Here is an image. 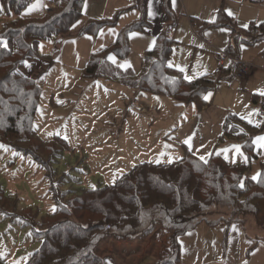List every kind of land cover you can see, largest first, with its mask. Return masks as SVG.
I'll return each mask as SVG.
<instances>
[{"label":"rangeland","instance_id":"rangeland-1","mask_svg":"<svg viewBox=\"0 0 264 264\" xmlns=\"http://www.w3.org/2000/svg\"><path fill=\"white\" fill-rule=\"evenodd\" d=\"M49 1L53 2L42 0L43 6L31 12L28 8L36 0H29L21 10L13 6L8 11L6 6L7 14L0 9V39L8 45L11 38L18 46L13 53L0 47V145L8 149L0 148V257L4 263L25 264L40 250L44 232L65 218L76 192L112 184L140 162H174L189 150L184 143L189 137L190 151L205 159L212 153L225 158L222 149L240 145L242 155L232 150L226 160L248 164L245 176H258L261 159L250 157L239 138L222 136L230 113L240 118L252 110L261 113L264 40L238 42L240 60L256 68L249 77L220 78L215 69L217 54L229 52L231 36L227 19L220 15L230 16L238 27L260 23L264 21V1L175 0L173 5L170 0L167 5L165 0H147L143 14L141 7L133 8L135 0H85L83 17L67 33L42 41L36 50L33 32L29 37V20L45 19ZM150 6L152 16L148 14ZM102 19L112 24L81 33L89 21ZM134 24L137 27L130 33L139 35L130 38L129 33L127 57L108 55L116 57L114 64L120 67L128 62L130 67L120 68L140 73L146 50L168 29L174 39L168 64L185 68L183 73L192 79L207 75L217 80L204 100L182 103L85 74L91 53L107 45L120 29ZM11 27L22 34L12 32ZM232 62L227 61L226 69ZM54 63L63 72L57 83L69 82L59 91L53 89L49 78L41 84L48 66ZM259 115L253 119L260 124ZM33 119L34 128L43 134L33 129ZM242 120L247 127H236L237 133L250 125ZM256 135L255 141L264 136V130ZM255 152L260 155L264 149L256 145ZM224 200L215 199L207 219L179 237L180 264H264V199L255 201L261 223L248 215L245 223L232 221L228 231L225 221L208 222L234 218V208ZM74 213L75 218L84 220L97 218L83 215L80 209ZM169 232L157 228L144 240L104 238L98 245L101 264H154L167 252ZM257 237L259 241L252 244Z\"/></svg>","mask_w":264,"mask_h":264},{"label":"trees","instance_id":"trees-1","mask_svg":"<svg viewBox=\"0 0 264 264\" xmlns=\"http://www.w3.org/2000/svg\"><path fill=\"white\" fill-rule=\"evenodd\" d=\"M84 2L85 0H53L45 19L29 20V37L33 32L31 39L35 49L37 50L42 41L67 33L83 17ZM165 2L170 4V0ZM28 4L29 0H0V9L7 14L6 6L11 11L13 6H18L21 10ZM146 5L147 0H135L133 8L141 7L145 14ZM222 17L227 19V25L231 28L228 46L231 56L239 57L240 41L255 43L264 40V21H252L247 27H238L230 16L223 13L220 15ZM89 23L81 33L96 32L102 26L112 24L106 19ZM134 27L137 24L122 28L113 41L92 52L84 66L85 74L88 77L117 80L131 88L174 97L183 103L204 100V94L217 84V80L207 75L186 80L183 72L168 67L174 40L167 35V30L161 31L155 46L146 50L140 73L131 68L123 70L108 59L110 53L127 57L130 53L128 36ZM11 30L22 34L17 28L11 27ZM17 49V43L8 38V46L3 47V50L13 53ZM235 67L236 63L233 61L217 75L220 78L233 77ZM263 106L264 100L261 110ZM37 109L38 100L35 103L34 118ZM244 123L247 124L239 116L230 113L224 123L222 139L242 138L249 156L259 158L252 135L264 130V120L262 119L258 127L250 124L247 129L237 133L236 127H247ZM32 127L35 130L34 119ZM249 129L251 131L248 134L246 130ZM260 161L261 169L256 179L245 176L249 171L248 164L229 163L218 153H212L208 159L201 160L198 155L186 150L181 158L171 163H137L112 184L76 192L74 203L78 207L71 204L65 218L44 232L41 249L36 250L25 264H101L98 245L104 238L144 240V236L152 234L157 228L169 229L170 238L167 252L154 264H180L179 237L207 219L206 214L215 199L226 198L224 201H227V206L234 208V218L227 220L219 217L208 221L210 224L225 221L228 231L232 221L245 223L248 215L261 223L255 201L264 199V154ZM241 182L243 187H240ZM251 190L254 191L250 194ZM74 209L85 212L83 215L92 214L97 218H75ZM258 238L252 244H256ZM0 264H6L1 257Z\"/></svg>","mask_w":264,"mask_h":264},{"label":"snow or ice","instance_id":"snow-or-ice-1","mask_svg":"<svg viewBox=\"0 0 264 264\" xmlns=\"http://www.w3.org/2000/svg\"><path fill=\"white\" fill-rule=\"evenodd\" d=\"M174 4H175V0H173V5H174ZM42 6H43V5H42V0H36V2H35L34 4H32V5L29 6V8H28V12L34 11V10H36V9L42 7ZM85 7H86V5H85ZM148 14H149V16H152V15H153V13H152V11H151V6L149 7V13H148ZM210 22H211V23H214L215 21H214V20H211ZM223 30H224V29H222V31H223ZM109 31L111 32L112 30H109ZM103 35H104V33L101 32V36H103ZM138 35H139V33H135V32L130 33V38H131V37H136V36H138ZM205 35H209V33H205ZM154 45H155V42L153 41V46H154ZM7 46H8V45H7V42L4 41V40H2V39H0V47H5V48H7ZM41 47H42V46H41ZM102 47H103V46H102ZM200 47H203V45H200ZM108 59H109L112 63H116V62H117L115 56L110 55V56L108 57ZM120 67H130V65L128 64V62H124L123 64L120 65ZM168 67H173V64H172L171 62H169ZM176 67L178 68L179 71H181V72H186V69H185V68H183V67H181V66H179V65H176ZM184 78H185L186 80H191V79H192V77H190V76H188V75H185ZM261 94L264 95V92H262ZM207 98H208V97L205 96V99H207ZM255 115H259L258 111H257V110H252V111L249 112L246 116H242L241 118L247 120L250 124H251V123H255L256 126L258 127V126H259V122L255 121V120L253 119V117H254ZM241 131H242V130H241ZM58 134H59V133H57V135H58ZM65 139H67L66 136H65ZM191 139H192V138L189 137V138H187V139L184 141V143L188 145L189 150H191ZM255 143H256V145H257L259 148L264 149V136L257 137ZM166 147H167V146H166ZM0 148H4V150H6V151L8 150L7 147L4 146V145H0ZM232 150H234L237 154L242 155V153H241V146H240V145H232L230 148H225V149H222V150H221L223 153H225V159L228 158V157H227V153H228L229 151H232ZM161 155H164V153L162 152ZM200 159H201V160H205L204 156H201ZM157 162H159V161H157ZM169 162H171V161H169ZM205 162H207V161H205ZM258 175H259V174H258ZM256 178H257L256 176L253 177V179H256ZM243 186H244V185H243V183L241 182V183H240V187H243ZM53 210H54V209H53ZM234 230H235V229H234ZM108 264H111V262L109 261Z\"/></svg>","mask_w":264,"mask_h":264},{"label":"crops","instance_id":"crops-1","mask_svg":"<svg viewBox=\"0 0 264 264\" xmlns=\"http://www.w3.org/2000/svg\"><path fill=\"white\" fill-rule=\"evenodd\" d=\"M53 1V0H52ZM249 1H251V0H249ZM251 2H253V1H251ZM49 3H50V1H49ZM85 3V2H84ZM256 3V2H255ZM51 4V3H50ZM51 6V5H50ZM83 7H84V5H83ZM83 15H84V13H83ZM121 30V29H120ZM119 30V31H120ZM167 30V35L170 37V35H169V30L168 29H166ZM119 31L117 32V34L119 33ZM117 36V35H116ZM116 38V37H115ZM114 38V39H115ZM170 38H172V37H170ZM113 39V40H114ZM173 39V38H172ZM229 39H230V37H229ZM113 40H111V41H113ZM174 40V39H173ZM110 41V42H111ZM101 49V48H100ZM99 50V49H98ZM96 51V50H95ZM94 52V51H93ZM54 55V54H53ZM54 57H55V55H54ZM232 58H234V59H238V60H240V57H233L232 56ZM232 61H233V59H231ZM57 63V62H56ZM56 63H54V64H51V65H49L48 66V68H47V72H45V74L43 75V80H42V82H41V84H42V86H43V84H45L46 82H47V79L48 80H50L51 82L50 83H53L52 84V87H53V89H55L56 88V91H59V90H62V89H64L65 88V86L66 85H68V81H67V79H63L64 80V82H61V83H57L58 82V80H59V78L61 77V75H62V73L63 72H61L60 71V69H59V67H57L55 64ZM174 68H177V67H174ZM255 68V67H254ZM178 69V68H177ZM255 70H256V68H255ZM254 70V71H255ZM253 71V72H254ZM250 76V75H249ZM248 76V77H249ZM91 78V77H90ZM239 79H245V78H239ZM67 82V83H66ZM53 95V94H52ZM51 95V96H52ZM194 102V101H193ZM183 103V102H182ZM191 103V102H190ZM203 106H204V104H203ZM261 107H262V105H261ZM264 107V106H263ZM262 111V110H261ZM261 120L263 119L264 120V116H263V114H261ZM260 124H261V122H260ZM259 124V125H260ZM254 125H256V124H254ZM37 127V126H36ZM36 127H35V129H36ZM41 128V127H40ZM37 130V129H36ZM40 134H43V132L42 131H40V129H38L37 130ZM247 131V133L249 134L250 132L248 131V130H246ZM253 136V139H254V143H255V137L257 136L256 134L254 135H252ZM241 141H242V138H239ZM242 143H243V141H242ZM255 148H256V144H255ZM258 154V153H257ZM264 154V152L261 154L260 153V155H259V158L261 159L262 158V155ZM200 157V156H199ZM168 235H170V232L168 233Z\"/></svg>","mask_w":264,"mask_h":264},{"label":"built area","instance_id":"built-area-1","mask_svg":"<svg viewBox=\"0 0 264 264\" xmlns=\"http://www.w3.org/2000/svg\"><path fill=\"white\" fill-rule=\"evenodd\" d=\"M217 59L218 66L215 69V74H220L226 68V63L230 59H233V61L236 63V67L233 71V77L247 78L255 70L254 66L247 62L232 58L228 52L217 54ZM261 114L264 115V108H262Z\"/></svg>","mask_w":264,"mask_h":264}]
</instances>
